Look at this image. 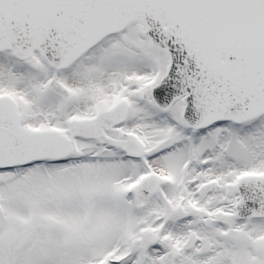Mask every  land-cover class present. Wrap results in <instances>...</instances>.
<instances>
[{
  "label": "snow or ice",
  "instance_id": "1",
  "mask_svg": "<svg viewBox=\"0 0 264 264\" xmlns=\"http://www.w3.org/2000/svg\"><path fill=\"white\" fill-rule=\"evenodd\" d=\"M0 264H264V0H0Z\"/></svg>",
  "mask_w": 264,
  "mask_h": 264
}]
</instances>
